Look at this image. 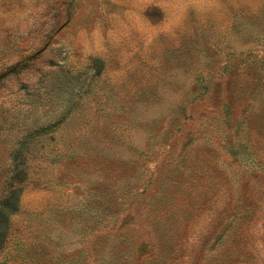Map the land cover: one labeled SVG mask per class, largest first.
Masks as SVG:
<instances>
[{
	"label": "rangeland",
	"instance_id": "obj_1",
	"mask_svg": "<svg viewBox=\"0 0 264 264\" xmlns=\"http://www.w3.org/2000/svg\"><path fill=\"white\" fill-rule=\"evenodd\" d=\"M9 182L0 264H264V0H0Z\"/></svg>",
	"mask_w": 264,
	"mask_h": 264
},
{
	"label": "trees",
	"instance_id": "obj_2",
	"mask_svg": "<svg viewBox=\"0 0 264 264\" xmlns=\"http://www.w3.org/2000/svg\"><path fill=\"white\" fill-rule=\"evenodd\" d=\"M24 69H12V72L18 74ZM10 182L6 185V195L4 199L0 202V250L3 248V245L7 239L10 226V218L17 212V194L14 189H10Z\"/></svg>",
	"mask_w": 264,
	"mask_h": 264
}]
</instances>
